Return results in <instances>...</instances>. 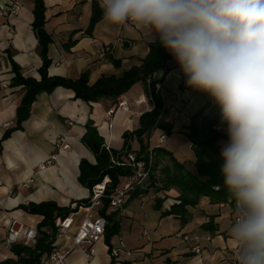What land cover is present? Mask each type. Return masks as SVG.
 <instances>
[{
	"label": "crops",
	"instance_id": "1",
	"mask_svg": "<svg viewBox=\"0 0 264 264\" xmlns=\"http://www.w3.org/2000/svg\"><path fill=\"white\" fill-rule=\"evenodd\" d=\"M94 1L98 2L44 0L45 29L53 38L49 45V75L76 80L88 72L91 85L103 76L120 77L133 66H139L149 53V44L158 39L131 24L117 28L102 22V18L89 34L87 29ZM11 2L20 4L19 13L0 16V262L17 259L5 244L7 228L13 219L37 231L43 220V216L29 213L24 206L54 201L62 207H74L91 197V191L79 181L80 161L87 159L96 163L95 155L82 142L88 120H93L105 146L121 151L123 134L137 129L140 116L152 109L141 82L117 99L103 98L89 103L75 99L73 90L58 87L51 93L38 95L22 128L13 130L3 140L5 132L16 125V112L22 97V87L11 86L14 73L10 58L26 77L40 78L38 71L42 65L38 38L32 26L34 0H0V5L8 6ZM126 41L129 46L125 45ZM110 58L119 60L120 64L115 65ZM165 71L167 76L157 87L164 101L162 119L172 125V135L156 130L150 145H164L190 169L187 164L194 167V154L186 137L187 127L192 115L213 98L187 85V77L173 55L166 68L158 71L154 78L160 79ZM122 101L126 102L125 108L119 107ZM111 109L114 113L108 116ZM163 136L170 142L165 144ZM60 137H65L71 148L57 154L54 142ZM134 141L132 149L137 150L139 144L137 142L138 147L134 148ZM182 142L186 145L183 148ZM29 179H32L31 185H23ZM148 189L141 197L127 198L119 213L121 231L111 239L112 248L124 245L133 251L134 262L127 261L125 254L119 261L114 260L104 238L96 245L93 258H87L76 249L65 264H227L219 248L235 247L228 233L234 219L229 204H212L209 198H203L198 206L189 208L191 219L182 225L179 218L163 214L170 209L179 192ZM157 198L165 199L161 209L155 206ZM86 212L81 206L78 219ZM210 216L215 217L218 230L211 234L212 242L205 243L202 252L195 254L191 252V243L184 242L182 236L207 233L202 225ZM43 230L49 231L48 228ZM57 239L62 247L68 246L71 240L69 236Z\"/></svg>",
	"mask_w": 264,
	"mask_h": 264
},
{
	"label": "clouds",
	"instance_id": "2",
	"mask_svg": "<svg viewBox=\"0 0 264 264\" xmlns=\"http://www.w3.org/2000/svg\"><path fill=\"white\" fill-rule=\"evenodd\" d=\"M102 22L154 34L221 109L235 264H264V0H98Z\"/></svg>",
	"mask_w": 264,
	"mask_h": 264
},
{
	"label": "trees",
	"instance_id": "3",
	"mask_svg": "<svg viewBox=\"0 0 264 264\" xmlns=\"http://www.w3.org/2000/svg\"><path fill=\"white\" fill-rule=\"evenodd\" d=\"M46 6L44 0H34L33 30L38 38V49L42 58L39 68L40 78L26 77L21 67L12 59L11 66L14 77L11 86L22 87V97L16 112V125L5 132L3 140L7 139L13 130L21 129L22 124L29 119L33 103L41 93H51L58 87L71 89L75 93V99L85 102H98L103 98L117 99L127 93L135 84L141 82L152 109L144 112L139 118V127L123 134L124 145L121 151H115L105 146L103 137L99 134L93 120L86 123V133L82 138L83 144L95 155L96 163L87 159L80 161V183L88 188L91 193L96 185L102 184L109 178L105 192L101 198L98 209L100 215L107 220L105 241L111 247V239L121 231L119 218L120 209L109 210L110 195L120 186L125 177L132 173L127 163V155L135 152L138 155L148 154L150 139L156 130H161L167 136L172 135V125L162 119L164 101L157 84L162 83L167 71L160 79H155V74L163 68L172 57V54L164 48L157 39L149 44V53L139 66H133L125 71L122 76H103L96 83H89V73L84 72L78 79H68L60 76L49 75L51 59L49 58V45L53 42L52 36L45 29ZM102 18V11L97 1L93 2V14L87 29L92 33L95 24ZM115 65L120 61L110 58ZM221 109L214 99L205 103L190 119L187 127V139L193 150V163L195 170L188 169L175 153L164 145L153 147V167L150 180L145 188L131 193L129 198L141 197L149 191V187H155L156 191H169L176 189L178 197L165 211L164 215H172L180 219L182 225L189 223L191 219L190 207H196L203 198H209L212 204H229L233 211L235 202L230 197L223 184L221 165L222 143L227 142L228 135L222 129ZM136 140L139 149L133 150L131 142ZM158 173H160L158 175ZM165 199H156V208L161 209ZM90 198L78 202L74 207H62L54 201L30 203L28 212L43 216L38 225L37 242L34 245L17 243L11 246V251L17 259H7L0 264H39L41 259L50 254L56 247L58 218H64L71 212H77L81 206H88ZM234 213V212H233ZM48 228L49 231L43 230ZM202 228L210 234L218 230L215 217L210 216L209 221ZM128 264V263H127Z\"/></svg>",
	"mask_w": 264,
	"mask_h": 264
},
{
	"label": "built area",
	"instance_id": "4",
	"mask_svg": "<svg viewBox=\"0 0 264 264\" xmlns=\"http://www.w3.org/2000/svg\"><path fill=\"white\" fill-rule=\"evenodd\" d=\"M21 6L18 2H11L8 6L0 5V16H9L11 14H18ZM119 107L125 108L126 102H119ZM114 113V109L107 112L108 116ZM164 139V136L162 137ZM151 141V139H150ZM57 154L63 150L71 148L65 137L57 138L54 142ZM153 148L150 146L148 154L138 155L135 152H130L127 155V163L132 169L130 176L125 177V181L121 184L115 192L110 195L109 210L120 209L124 206L127 198L131 193L138 189L145 188L148 184L153 167ZM56 154L54 155L55 158ZM50 163V160L47 161ZM45 167L42 165V168ZM109 178H106L102 184L96 185L93 188L86 215L82 219H78L77 212H71L64 218H58L56 221L57 238L70 237V244L62 247L58 246L52 252L44 256L39 264H65L69 255L76 249L81 250L87 258H93L96 254V245L105 238L107 220L100 215L98 209L101 205V198L104 195L105 187ZM32 179L23 183L25 186H30ZM75 228V230H73ZM145 236H148L145 233ZM38 231L35 227H29L18 220H12L7 228V235L5 244L8 248L17 243L25 245H34L37 242ZM212 235L210 233L183 235L182 240L191 243V252L200 254L204 248L205 243L212 242ZM222 260L227 264H235L234 247L223 246L219 248ZM111 257L119 261L122 254L126 255V260L131 263L135 261L133 251L121 245L119 248L110 249Z\"/></svg>",
	"mask_w": 264,
	"mask_h": 264
},
{
	"label": "rangeland",
	"instance_id": "5",
	"mask_svg": "<svg viewBox=\"0 0 264 264\" xmlns=\"http://www.w3.org/2000/svg\"><path fill=\"white\" fill-rule=\"evenodd\" d=\"M138 87H141V86L138 85ZM225 132H227V131H226V127H225ZM156 137H158V136H156ZM169 140H170V139L164 137L165 144L169 143V142H170ZM177 141H178V140H177ZM224 143H226V142H223V144H224ZM132 144H133L134 148L138 147V144H137V141H136V140H135ZM223 144H222V145H223ZM181 146H182V148H183V147H185L186 145L183 144V142H182V143H181ZM191 151H192V154H193V150H191ZM187 166H188L190 169L194 170V169H193L194 167L191 165V163H190V164H187ZM159 174H160V173H158V175H159ZM124 181H125V179L122 180L121 184H123ZM121 184H120V185H121ZM56 243H57V245L61 246L60 239H57V240H56Z\"/></svg>",
	"mask_w": 264,
	"mask_h": 264
},
{
	"label": "water",
	"instance_id": "6",
	"mask_svg": "<svg viewBox=\"0 0 264 264\" xmlns=\"http://www.w3.org/2000/svg\"><path fill=\"white\" fill-rule=\"evenodd\" d=\"M125 45H126V46H129V42L126 41V42H125ZM24 210H28V207H27V206H24Z\"/></svg>",
	"mask_w": 264,
	"mask_h": 264
}]
</instances>
